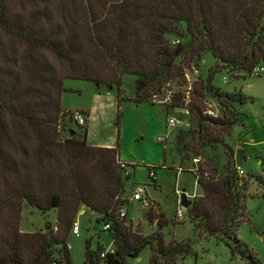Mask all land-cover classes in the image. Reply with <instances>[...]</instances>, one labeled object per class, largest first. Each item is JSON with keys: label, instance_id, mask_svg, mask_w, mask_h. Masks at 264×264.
<instances>
[{"label": "trees", "instance_id": "trees-1", "mask_svg": "<svg viewBox=\"0 0 264 264\" xmlns=\"http://www.w3.org/2000/svg\"><path fill=\"white\" fill-rule=\"evenodd\" d=\"M193 63L210 66L183 107L192 129L179 132L177 140L198 136L205 149L229 150L211 131H231L240 122L235 105L252 99L240 90L223 92L213 80L221 71L246 80L264 64V0H0V264H72L66 242L82 210L101 230L110 225L114 252L105 264H125L146 248L148 264H177L193 254L190 240L164 243L163 216L151 235L131 233L127 218L120 217L126 193L132 192L127 189L131 172L119 165L118 147L90 146L88 114L80 112L87 118L81 127L60 106L65 80L115 89L119 110L124 77L160 92L178 83L186 68L196 67ZM145 89L136 91V103L146 101ZM208 101L221 111L216 118L205 115ZM70 124L78 131L68 129ZM62 132L68 137L62 139ZM233 165L227 158L223 174L191 168L202 195L184 214L195 232L224 242L232 258L253 263L237 233L249 221V182L264 188V180L250 173L240 179ZM25 204L41 213L54 211L55 226L22 232ZM151 214L156 215L154 204L146 220ZM103 251H92L87 240L83 264H99Z\"/></svg>", "mask_w": 264, "mask_h": 264}, {"label": "rangeland", "instance_id": "rangeland-1", "mask_svg": "<svg viewBox=\"0 0 264 264\" xmlns=\"http://www.w3.org/2000/svg\"><path fill=\"white\" fill-rule=\"evenodd\" d=\"M173 39L177 38H169V40ZM179 40L183 41L184 39ZM181 59L178 58L175 61V68L179 67ZM203 63L205 62L203 61ZM261 65L264 67V64ZM195 66L199 70L198 77L193 78L188 74V78L192 83L194 82L196 88H199V84L207 77L210 65L203 66L198 63ZM176 71L178 72V70ZM224 79L227 80L226 84L223 82ZM138 82L142 84L141 92L145 89L143 82L131 76L123 78L119 110L117 107L105 108L97 105L96 111H93L92 107L96 105L97 101L96 96L99 95V101L106 104L108 103L106 95L110 93L117 100V92L115 89L107 92V88L97 90L93 83L81 80H65L63 82L64 92L60 102L61 109L65 112L92 113L94 119L90 126V140L96 144L114 141L119 149L120 160L130 165L131 176L127 187L132 185L134 188L147 186V192L154 204L156 215L151 214V220H146L143 218L138 203H134L132 208L126 205L128 208L126 226L130 228L133 234L149 236L157 231L158 218L163 216L161 220L167 225L161 232L165 244L188 240L191 242V253L193 254L185 256L177 264H264V188L258 183L254 180L249 182L246 199V215L249 221L242 224L237 233L238 239L248 247L253 263H249L248 260L242 261L238 256L232 258L230 250L224 242L215 237H207L195 232L186 214L183 218H179V204L175 194V189L184 190L187 194L194 196L200 193L194 177L190 174L191 165L195 166L194 158L199 159L197 166L203 171L209 173L214 169L218 170L220 174H223L222 168L228 158L241 164L248 174L256 175L264 180V165H262L264 158L249 157L245 152V143H248L252 147L251 154L262 153L264 155V73L260 77L240 80L234 75L230 76L225 71H221L213 80V86L223 92L240 90L245 97L252 99L251 102L249 101L244 105H235V109L240 115V122L231 131L227 133L225 130L217 128H213L211 131L210 136L212 138L222 141L225 146H228L229 150L226 149V152L222 145L212 149L203 148L201 137L198 136L186 135L184 140L179 143L177 134L181 131L187 133L186 131L192 129L193 125L187 114L181 113L179 110L183 107L180 96L176 102L179 107H176L175 103L169 106L155 105L149 101V97L157 90L154 89L152 92V88L149 87L142 93L146 101L136 103L134 99L135 93L138 91ZM170 84L176 87L174 82ZM194 85L190 97H192ZM195 100H198L197 96ZM203 106L206 109L218 110L219 114L221 112L212 101L206 102ZM118 112L120 116L118 128H116ZM168 118L188 121L190 128L169 130L167 128ZM67 128L78 131L73 124ZM61 136L62 139L68 137L67 133L63 132ZM161 138H165L164 144L158 142ZM151 167L157 168L158 187L149 177V168ZM179 168H182L184 173H179L176 179L175 176ZM247 179L249 177L244 180ZM126 195L129 204L131 194L128 192ZM186 197L188 198V196ZM193 199L189 200L192 201ZM78 217L75 222L79 219ZM55 221L54 211L47 214L41 213L25 204L22 208L20 229L26 233L44 232L48 223L55 226ZM78 222L80 225L79 236H74L70 232L66 242L67 246L70 247L69 253L72 264L84 263L85 242L87 240L90 241L92 251L98 247L107 249L110 245L108 233L102 232L94 223H90L87 217L80 218ZM149 255V248H146L137 259L127 258L125 264H148Z\"/></svg>", "mask_w": 264, "mask_h": 264}, {"label": "built area", "instance_id": "built-area-1", "mask_svg": "<svg viewBox=\"0 0 264 264\" xmlns=\"http://www.w3.org/2000/svg\"><path fill=\"white\" fill-rule=\"evenodd\" d=\"M175 43H178V42H175ZM263 73H264V67L262 65L257 66L252 70L251 77H260ZM188 74H190V76H192L193 78H196L199 75V70L193 66L186 68L184 70V77L186 78V81H185L186 87L185 88L182 87V84L180 82H178V83L174 82L176 84V87L170 83L166 84L165 87L160 92L152 93L149 97V101L155 105L169 106V105H173V100L175 99V97L180 95V102L182 103L183 107L187 106V104L190 102V93L192 90V86L194 85V82L192 83V81L189 80ZM223 82L226 84L227 80L224 79ZM183 107H182V109L185 110L184 114H187V116H188L187 110L184 109ZM181 113H183V112H181ZM205 115H207L210 118H216L217 117V111L213 108H207L205 110ZM70 120L74 124L81 126V127L85 126L86 122H87L86 116L84 114L78 112V111L70 113ZM167 128L169 130L189 129L190 124L188 121H181V120H177L175 118H168L167 119ZM158 142L161 144H164L165 138L159 139ZM193 163L195 166L192 167V170L197 171L196 167L199 163V159L198 158L193 159ZM119 165L122 168H124L125 170H127V173L130 172V169L127 168L128 164L121 161L120 158H119ZM233 166H234V171H235L238 178L244 179L247 177V172L244 170V168L241 164L234 161ZM149 177H150V179H152L154 181L155 177H156V171H153L152 169H150L149 170ZM195 181H196V179H195ZM131 190H132V192H131V196L129 199V203H135V202L139 203L142 213L145 212V214H146L147 211H150L153 207V202L149 196V193L147 192V186H138L136 188L133 187V188H131ZM182 192H185V195L188 196L189 199L196 198V195L195 196L189 195L186 193V191H176L178 204H179V199H180ZM127 214H128V208H127V206H125L120 210V217L121 218H127ZM178 214H179V218H183L184 210L180 207V205L178 207ZM109 229H110L109 224H105L102 227V230L106 231V232L109 231ZM71 233L74 236H79V226H78L77 222H74L72 229H71ZM68 249H69V247H68ZM113 252H114L113 251V245L111 243L110 246L100 254L101 261L99 264H105L104 260L106 258V255L108 253L113 254Z\"/></svg>", "mask_w": 264, "mask_h": 264}, {"label": "crops", "instance_id": "crops-1", "mask_svg": "<svg viewBox=\"0 0 264 264\" xmlns=\"http://www.w3.org/2000/svg\"><path fill=\"white\" fill-rule=\"evenodd\" d=\"M96 98H97V101H96V105L94 106V107H92V110L93 111H96V108L98 107L97 105H99L100 107H102V106H104L105 108H107V107H109V108H114V107H117V105H118V102H117V100L115 99V98H113L112 97V95L110 94V93H108L107 95H106V99H107V102L108 103H106V104H103L102 103V101H99V98H100V96L98 95V96H96ZM110 101V102H109ZM118 108V107H117ZM177 109V108H176ZM100 110H102V109H100ZM93 117H92V113L91 114H89L88 113V135H87V142H88V144L90 145V146H93V147H99V148H114V147H116V145L114 144V141L113 140H111L110 141V143H105V144H96L95 142H92L91 140H90V126L92 125V122H93ZM117 126V125H116ZM117 128V127H116ZM245 145H246V148H245V152H246V154L250 157V156H256L257 158H264V155H262V153H259V154H257V153H255V154H251V146L250 145H248V143H245ZM249 148H250V151H249ZM193 166L191 165V168H192ZM177 170V169H176ZM181 169L179 168V171L177 172V174H176V176H175V178L177 179V177H178V174L179 173H184L183 171H180ZM255 171V170H254ZM154 185L156 186V187H158V185H157V174H156V177H155V180H154ZM198 186V185H197ZM131 188H133V185L132 186H128L127 187V189L128 190H130ZM198 189H199V191H200V193H198V194H196V197H200L201 195H202V192H201V189L199 188V186H198ZM176 191H180V190H177V189H175V194H176ZM184 191V190H183ZM136 203V202H135ZM130 204V205H129ZM128 204V207H130L131 206V208L133 207V205H134V203H129ZM138 205H139V203H138ZM140 207V206H139ZM129 216H130V214H129ZM82 217H87V220L90 222V223H94V221H95V217H93L92 216V214H90V213H85V211H81L80 213H79V219L80 218H82ZM127 217H128V214H127ZM79 219L77 220V223H78V226H79V234H80V225H79ZM88 230H90L89 228H88ZM73 235V234H72ZM110 239V238H109ZM110 244H111V241H110ZM110 246V245H109ZM69 247V246H68ZM70 248V247H69ZM181 261L183 260V258L182 259H180Z\"/></svg>", "mask_w": 264, "mask_h": 264}, {"label": "water", "instance_id": "water-1", "mask_svg": "<svg viewBox=\"0 0 264 264\" xmlns=\"http://www.w3.org/2000/svg\"><path fill=\"white\" fill-rule=\"evenodd\" d=\"M179 82L182 84V87L185 88L186 85H185V77L184 75H181L179 77ZM138 91L141 89V83L138 82ZM181 112L185 113V110L183 109H179ZM179 205L180 207L183 209V210H187L188 208H190V206L192 205V201L189 200L186 195H185V192H182L181 196H180V199H179ZM143 214V218L145 219L146 218V214L145 212L142 213ZM51 227V225L48 223L47 227H46V231L49 230V228ZM115 264H119L118 262H115Z\"/></svg>", "mask_w": 264, "mask_h": 264}]
</instances>
